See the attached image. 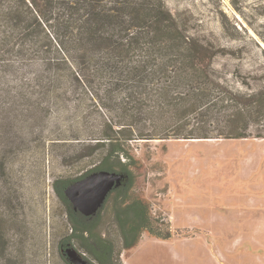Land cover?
<instances>
[{
    "label": "trees",
    "instance_id": "obj_1",
    "mask_svg": "<svg viewBox=\"0 0 264 264\" xmlns=\"http://www.w3.org/2000/svg\"><path fill=\"white\" fill-rule=\"evenodd\" d=\"M246 38L257 50L246 70H231L217 60L242 61L243 49L192 33L164 0H0V111L34 95L58 102L83 87L96 117L74 138H82L86 155L101 156L100 170L124 174L106 199L115 200L123 247L146 231L166 239L170 228L129 192L132 147L157 139L263 138L264 46ZM9 124L0 122V136ZM72 182L58 192L84 258L118 264L114 242L97 230L106 201L94 215L75 210L65 195Z\"/></svg>",
    "mask_w": 264,
    "mask_h": 264
},
{
    "label": "rangeland",
    "instance_id": "obj_2",
    "mask_svg": "<svg viewBox=\"0 0 264 264\" xmlns=\"http://www.w3.org/2000/svg\"><path fill=\"white\" fill-rule=\"evenodd\" d=\"M164 1L192 33L245 52L242 61L218 59L219 67L246 70L257 50L247 34L264 46V0ZM76 91L58 102L34 95L0 111V122L10 123L0 136V264H80L70 247L88 256L58 192L102 161L74 138L96 117L91 95ZM39 104L50 109L39 112ZM211 139L133 145L129 192L150 203L172 236L146 231L124 248L110 197L96 223L114 242L118 264H264V137Z\"/></svg>",
    "mask_w": 264,
    "mask_h": 264
},
{
    "label": "water",
    "instance_id": "obj_3",
    "mask_svg": "<svg viewBox=\"0 0 264 264\" xmlns=\"http://www.w3.org/2000/svg\"><path fill=\"white\" fill-rule=\"evenodd\" d=\"M123 178L124 174L115 171H95L69 184L65 189V195L75 210L86 216L94 215L103 206L109 193L121 185ZM69 254L78 263L88 264L76 248L70 247Z\"/></svg>",
    "mask_w": 264,
    "mask_h": 264
},
{
    "label": "flooded vegetation",
    "instance_id": "obj_4",
    "mask_svg": "<svg viewBox=\"0 0 264 264\" xmlns=\"http://www.w3.org/2000/svg\"><path fill=\"white\" fill-rule=\"evenodd\" d=\"M70 244H71L70 242H67V243L63 244V246L67 247Z\"/></svg>",
    "mask_w": 264,
    "mask_h": 264
},
{
    "label": "bare ground",
    "instance_id": "obj_5",
    "mask_svg": "<svg viewBox=\"0 0 264 264\" xmlns=\"http://www.w3.org/2000/svg\"><path fill=\"white\" fill-rule=\"evenodd\" d=\"M206 140H213V139H206ZM194 141H201V139H194Z\"/></svg>",
    "mask_w": 264,
    "mask_h": 264
}]
</instances>
